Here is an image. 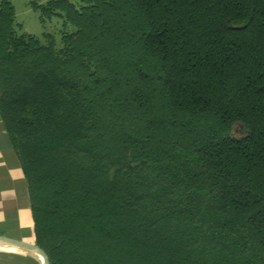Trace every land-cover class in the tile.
Masks as SVG:
<instances>
[{
    "label": "trees",
    "instance_id": "obj_1",
    "mask_svg": "<svg viewBox=\"0 0 264 264\" xmlns=\"http://www.w3.org/2000/svg\"><path fill=\"white\" fill-rule=\"evenodd\" d=\"M29 5L0 119L50 264H264V0Z\"/></svg>",
    "mask_w": 264,
    "mask_h": 264
},
{
    "label": "crops",
    "instance_id": "obj_2",
    "mask_svg": "<svg viewBox=\"0 0 264 264\" xmlns=\"http://www.w3.org/2000/svg\"><path fill=\"white\" fill-rule=\"evenodd\" d=\"M15 8V21L22 33L36 34L39 25L37 13L29 2L10 0ZM44 3L47 0H35ZM54 20V19H53ZM53 20L50 23H53ZM28 23V25H27ZM41 25V27H46ZM35 26V27H31ZM30 30H36L30 31ZM40 32V30H39ZM0 235L35 244L33 221L27 194V185L17 158L0 119ZM33 252L15 247L0 249V264H41Z\"/></svg>",
    "mask_w": 264,
    "mask_h": 264
},
{
    "label": "water",
    "instance_id": "obj_3",
    "mask_svg": "<svg viewBox=\"0 0 264 264\" xmlns=\"http://www.w3.org/2000/svg\"><path fill=\"white\" fill-rule=\"evenodd\" d=\"M0 245L20 248L35 253L41 260V264H50L47 254L36 244H30L21 240L0 235Z\"/></svg>",
    "mask_w": 264,
    "mask_h": 264
},
{
    "label": "rangeland",
    "instance_id": "obj_4",
    "mask_svg": "<svg viewBox=\"0 0 264 264\" xmlns=\"http://www.w3.org/2000/svg\"><path fill=\"white\" fill-rule=\"evenodd\" d=\"M72 2L74 3H79V0H71ZM28 25V23H27ZM36 26L38 28V31L36 32V30H30V31H34L36 32V34L34 35H37V36H40L42 32L46 31V32H53V31H58L59 30V21L57 19H54L53 20V23H49L46 27H41V24L39 22V25H37L36 23ZM32 28L35 27V26H31ZM40 30V32H39ZM239 133V130L235 128L234 130V134L238 135Z\"/></svg>",
    "mask_w": 264,
    "mask_h": 264
},
{
    "label": "bare ground",
    "instance_id": "obj_5",
    "mask_svg": "<svg viewBox=\"0 0 264 264\" xmlns=\"http://www.w3.org/2000/svg\"><path fill=\"white\" fill-rule=\"evenodd\" d=\"M5 247H6V246L0 245V249H1V248H5ZM17 249H18V248H17ZM29 252H30V251H29ZM39 261H40V260H39Z\"/></svg>",
    "mask_w": 264,
    "mask_h": 264
}]
</instances>
